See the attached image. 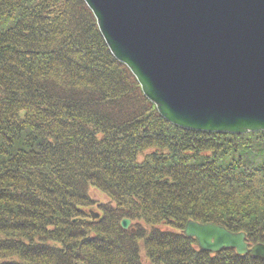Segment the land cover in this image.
I'll return each mask as SVG.
<instances>
[{
  "label": "trees",
  "instance_id": "trees-1",
  "mask_svg": "<svg viewBox=\"0 0 264 264\" xmlns=\"http://www.w3.org/2000/svg\"><path fill=\"white\" fill-rule=\"evenodd\" d=\"M188 219L264 243V130L166 120L84 0H0V264H264Z\"/></svg>",
  "mask_w": 264,
  "mask_h": 264
},
{
  "label": "water",
  "instance_id": "water-1",
  "mask_svg": "<svg viewBox=\"0 0 264 264\" xmlns=\"http://www.w3.org/2000/svg\"><path fill=\"white\" fill-rule=\"evenodd\" d=\"M84 1L166 120L200 131L264 130V0ZM183 233L201 249L264 258V243L248 246L244 231L188 219Z\"/></svg>",
  "mask_w": 264,
  "mask_h": 264
},
{
  "label": "rangeland",
  "instance_id": "rangeland-1",
  "mask_svg": "<svg viewBox=\"0 0 264 264\" xmlns=\"http://www.w3.org/2000/svg\"><path fill=\"white\" fill-rule=\"evenodd\" d=\"M90 193L93 195V197L98 201V202H106L108 201V198L106 197L105 193L100 191L99 189L95 187L90 188ZM142 259L144 264H155L150 262L144 255V252L142 251Z\"/></svg>",
  "mask_w": 264,
  "mask_h": 264
}]
</instances>
